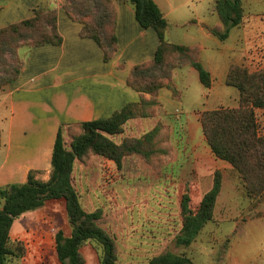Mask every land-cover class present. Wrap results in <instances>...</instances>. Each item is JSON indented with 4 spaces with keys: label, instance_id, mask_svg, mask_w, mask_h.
I'll return each mask as SVG.
<instances>
[{
    "label": "trees",
    "instance_id": "1",
    "mask_svg": "<svg viewBox=\"0 0 264 264\" xmlns=\"http://www.w3.org/2000/svg\"><path fill=\"white\" fill-rule=\"evenodd\" d=\"M123 1L134 6L139 24L144 29L155 30L160 42L154 58L135 65L127 79L128 85L140 93L141 100L127 104L105 119L63 125L53 148L50 178L42 180L39 178L42 172L31 171L26 183L0 188V264H12L27 254L24 242L12 239L16 219L52 200L65 202L72 226L69 236L62 231L57 235L60 262L85 264L82 249L89 242H95L103 250L100 264H121L115 238L98 223L102 211L91 212L83 205L75 181L77 162L84 163L96 156L121 170L127 158L140 156L158 171L159 163L172 150L169 131L158 123L142 136H133L128 134V126H132L133 121L157 116L162 88L179 96L173 75L186 64L198 71L206 88L212 86L211 75L200 61V48L168 40V20L154 0ZM63 8L72 20L82 24L80 36L93 39L103 51L105 61H110L119 47L114 0H66ZM215 8L221 24L210 31L224 41L233 27L243 23L244 0H216ZM62 42L56 9L35 10L29 19L0 27V89L19 78L24 65L21 49L47 44L59 46ZM7 54L13 62H7ZM225 84L239 91V106L202 112L199 120L203 135L214 156L231 166V174L239 179L245 195L259 200L264 195V135L260 133L258 119V110L264 109V68L251 71L244 65L232 64ZM147 94L151 97L147 98ZM223 182L222 171L216 170L212 188L199 202L193 200L192 189L183 193L180 199L182 226L176 236L178 246L191 247L214 221ZM147 264L193 262L187 253L176 254L166 249L150 258Z\"/></svg>",
    "mask_w": 264,
    "mask_h": 264
},
{
    "label": "rangeland",
    "instance_id": "2",
    "mask_svg": "<svg viewBox=\"0 0 264 264\" xmlns=\"http://www.w3.org/2000/svg\"><path fill=\"white\" fill-rule=\"evenodd\" d=\"M160 4L169 15L167 38L189 43L185 32H196L198 26L193 23L182 29L180 25L191 18H210L216 0H160ZM244 4L245 14H264V0H244ZM208 45L213 47L211 41ZM7 62H13L9 54ZM183 72L185 79L179 75L177 80L183 95L175 97H182V112L167 114L160 107L155 118L128 126V134L133 136H142L158 123L169 131L172 150L163 157L158 171L140 156L127 158L121 170L96 156L77 162L75 181L83 205L91 212L102 211L98 223L115 238L121 264H147L166 249L187 253L193 264H264V195L259 200L247 197L239 179L230 174V167L212 154L197 115L207 107L202 98L205 87L196 69L187 67ZM231 89L238 94L236 88ZM234 105L238 103H223L221 107ZM258 119L264 135V110H258ZM216 170L222 171L224 182L215 219L191 247L178 246L180 199L192 189L193 200L199 202L212 188ZM60 231L67 236L72 231L63 200L48 201L17 218L12 239L24 242L27 254L12 264H63L56 249ZM82 252L85 264H100L103 250L95 242L86 244Z\"/></svg>",
    "mask_w": 264,
    "mask_h": 264
},
{
    "label": "crops",
    "instance_id": "3",
    "mask_svg": "<svg viewBox=\"0 0 264 264\" xmlns=\"http://www.w3.org/2000/svg\"><path fill=\"white\" fill-rule=\"evenodd\" d=\"M154 1L170 25L160 0ZM65 3L66 0H0V27L29 19L35 10L56 9L63 38L59 46L23 48L26 50L20 54L24 65L19 78L0 89V188L26 183L31 171L42 172L39 178L47 181L53 148L63 125L105 119L127 104L141 100L140 93L128 85L127 79L135 65L154 58L160 43L155 30L139 24L133 5L114 0L119 47L107 62L93 39L80 36L82 24L67 15ZM209 17L191 18L180 25L182 29L193 23L198 26L196 32H185L189 43L168 39L200 48V61L212 78L210 88L202 84L205 87L202 98L207 104L204 111L232 101L239 106V91L237 94L225 84L232 64L244 65L251 71L264 68V14H246L243 23L233 27L224 41L210 31L221 24L216 8ZM209 41L213 47L208 45ZM187 67L194 68L186 64L174 71L177 90L178 77L182 75L185 79L183 71ZM179 92L182 96L183 91ZM158 99L161 110L167 114L183 111L182 97L177 100L166 87L160 90ZM204 111H198L197 115L200 117ZM144 121L147 120L133 121L132 126ZM226 164L231 174V166Z\"/></svg>",
    "mask_w": 264,
    "mask_h": 264
}]
</instances>
